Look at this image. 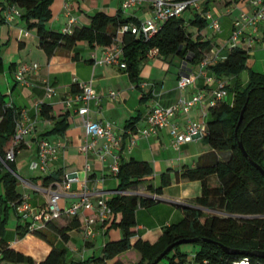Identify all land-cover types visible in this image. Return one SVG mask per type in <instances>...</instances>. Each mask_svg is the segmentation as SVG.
Instances as JSON below:
<instances>
[{
	"label": "crops",
	"instance_id": "0c3cea01",
	"mask_svg": "<svg viewBox=\"0 0 264 264\" xmlns=\"http://www.w3.org/2000/svg\"><path fill=\"white\" fill-rule=\"evenodd\" d=\"M0 2L5 4L6 0H0ZM249 8L250 0H212L208 12H212L220 20L222 28L220 33L222 34L225 30L230 35L234 22L239 19L243 11H248ZM6 11H2L0 6V56L4 66V73L0 75V87H3V90L1 88L0 90L7 96V104L15 107L20 113L27 112L29 122L34 125L32 133L24 138L16 152L15 167L24 175L19 176L21 180L18 179V192L36 210H40L46 206L48 196L46 192L52 186V184H45L46 175L59 173L62 180L67 177L78 178V181L73 182L71 189L66 190V195L61 198L62 207L81 199L82 184L85 181L88 182L92 191L93 201L103 198L109 202L121 194H136L157 199L156 205L137 210L138 235L131 241L132 244H135L138 239L155 243L167 227L182 221L184 215L179 206L187 205L188 202L201 196L202 184L200 181L178 183L172 173V183L163 188L161 195L150 191L149 187L158 189L163 173L168 170L180 171L185 166L196 167L201 157L213 150L203 142L202 138L185 143L177 149L173 146V138L168 129H160L155 133L144 135L147 117L155 105L170 107L183 98L189 99L204 92L207 96L201 104L194 107L188 114L171 118V122L184 129L189 121H202L205 118L208 120L211 90L214 85L208 84L207 77L220 78L226 82V75L217 76L208 68L205 75L196 80V84L181 90L178 88L180 77L196 73L201 69V64H193L190 58L187 60H181L178 57L164 59L157 55L148 57L142 62L141 82L137 84L130 79L125 69L96 64L97 60L103 58L107 47L90 45L86 41L79 42L72 51L59 50L54 57L48 59L39 46L36 30L28 29L21 18L8 22L5 19ZM51 11L52 19L48 26L56 32H63L68 27L73 29L90 26L92 17L98 12H104L112 17L119 13L123 18H135L138 21L147 20L152 16L149 4L124 10L122 0H54ZM189 30L194 35L198 33L195 28L189 27ZM204 32L205 30L201 34L208 39ZM260 33L264 34V24L258 31V34ZM214 44L216 50L230 49L229 40L224 45ZM75 56L77 59L74 58ZM25 63H36L39 65V70L26 74V82L21 83L17 81L16 74L20 66ZM85 83H91L100 97L99 102L92 101L89 104L91 120L110 122L114 132L120 138L118 145L110 146L111 152L104 160L97 154L102 153V148L106 144L104 139L96 143L97 153L86 154L83 150L87 135L84 122L77 112L83 104L75 102L68 107L65 103L66 99L79 94L80 85ZM48 86L54 89L51 96L47 93ZM112 92L117 94L116 98L110 96ZM227 100L232 101L229 97ZM43 103L52 107L51 119L41 115L39 109ZM64 115L67 116L68 129L62 135L53 134L56 123ZM136 118L137 121H134L133 119ZM131 121L135 123L128 125ZM43 139L56 145L58 149L56 156L49 162L47 171L35 174L31 163L37 160L38 143ZM130 159L149 162L154 175L149 181L140 185L137 192H120L118 191L120 181L111 173L110 165L115 160L120 164L122 160ZM87 166L90 169L87 170ZM215 178V176L211 177L214 182ZM216 181H218L217 178ZM12 214L16 217V228L7 230L6 240L9 248L31 257L36 264L44 261L52 247L32 233L19 239L16 229L19 225H24L25 221L19 219L16 213ZM87 215L90 214L85 213L79 218L81 228L85 225ZM72 220L73 218L64 217L55 222L59 226H67ZM109 220L96 224V227L101 228L102 231L100 229L96 239L86 240L84 245L81 244L79 236L76 237L75 243L72 242L74 233H80V228L72 229L67 233L68 242L52 234L49 238L54 241L58 249L66 251L69 264H81L101 254L96 255L101 233H103L101 249L107 241L122 238L119 237L118 231L108 230ZM71 243L76 247L70 248ZM90 249L93 250L92 255L87 252ZM182 250L190 255L195 251L191 247L182 248ZM125 255L133 257V264L140 259L138 252L130 250L120 256L125 264H128L123 259ZM92 261L93 259L90 264ZM0 264L14 263L0 262Z\"/></svg>",
	"mask_w": 264,
	"mask_h": 264
},
{
	"label": "trees",
	"instance_id": "16d2710c",
	"mask_svg": "<svg viewBox=\"0 0 264 264\" xmlns=\"http://www.w3.org/2000/svg\"><path fill=\"white\" fill-rule=\"evenodd\" d=\"M211 1L206 0L201 11L188 9L184 12L192 15L190 19H186L183 14L161 24L159 31L149 40L131 32L120 34L123 25L138 23V20L123 18L119 13L112 17L98 12L92 17L90 26L76 27L71 32H56L48 26L52 19L51 5L54 0H6L5 4L0 2V6L2 11L11 7L21 11L20 18L28 29L36 30L39 46L48 59L59 50L72 51L82 41L106 47L119 43L126 63L125 71L134 83L140 84L141 64L153 50H157L164 59L190 58L193 64H201L210 55L215 44L201 32L209 26L206 13ZM189 27L197 29L198 33L194 35ZM221 54L225 58L209 66L214 74L237 76L248 68L249 81L245 87L236 85L235 90L228 86L229 94L232 92L233 95L232 101L226 99L214 106L209 105L207 130L202 139L213 151L201 157L196 167L185 166L180 171L168 170L163 173L158 189L149 187L150 191L161 195L163 188L171 185V174L174 173L178 183L200 181L201 196L187 205L179 206L184 215L182 221L167 227L153 244L142 239H138L135 244L131 241L138 235L137 210L152 207L158 200L136 194L114 197L108 202L113 210L108 230L120 228L122 238L107 241L102 246L101 254L91 258L92 264H125L120 256L130 250L140 254L136 264H151L170 245L193 238L200 240L189 244L196 246L192 255L182 250L183 245H186L182 244L171 250L162 261L167 260L168 264H234L248 259L249 264H264V257L253 254L264 252V176L240 149L242 143L249 157L264 169V75L248 67L250 52L244 48L222 49ZM74 58L77 59L76 56ZM3 73L0 56V75ZM73 91L76 92L75 88ZM6 97L0 90V262L36 264L31 257L10 249L6 240L9 215L16 213L22 219L17 207L24 201L17 190L19 180L15 167L16 152L23 141L16 147L15 160L6 159L21 113L7 104ZM51 112L50 105H40V113L46 119L52 118ZM133 120L137 121V118ZM134 121L128 125L134 124ZM68 127L67 116L64 115L52 133L62 135ZM153 175L149 162L122 160L117 174L120 181L118 191L137 192L139 186ZM212 176L218 180L216 186L210 184ZM60 181L59 173L47 174L44 179L46 185ZM205 210L222 215L208 214ZM80 224L77 217L67 226H59L57 222L51 221L43 229L32 232L52 247L48 257L39 264H69L66 251L58 249L49 236H59L68 242L67 233L72 229H81ZM16 233L19 239L31 233L26 221L17 227ZM222 246L239 253L226 252ZM91 259L81 264H90Z\"/></svg>",
	"mask_w": 264,
	"mask_h": 264
},
{
	"label": "built area",
	"instance_id": "2783aa9c",
	"mask_svg": "<svg viewBox=\"0 0 264 264\" xmlns=\"http://www.w3.org/2000/svg\"><path fill=\"white\" fill-rule=\"evenodd\" d=\"M206 0H122V8L128 10L134 7L149 4L152 16L151 18L138 21V23L125 24L120 29V34L131 32L133 35L151 39L160 29L161 24L165 23L171 18L180 17L188 9L201 11L203 3ZM217 1V0H213ZM234 1V0H231ZM66 7L68 5L66 4ZM21 11L16 7H11L5 12V19L11 22L14 19L21 17ZM206 18L209 26L216 32H221L220 20L212 13L207 12ZM73 22V21H71ZM264 24V0H250V8L248 11H243L233 24V29L229 37L230 49L244 48L251 52L258 42V31L261 25ZM72 28L68 27L63 32H71ZM246 43V47L242 45ZM158 51L150 52L149 57L157 56ZM221 50L214 49L208 57L201 62V69L196 73L190 75H183L178 81V88L181 90L196 84V80L204 76L210 64L223 60ZM96 64L118 66L121 69H126V63L123 58V50L119 43L107 47L102 59L97 60ZM39 70V65L36 63L22 64L16 74L17 81L21 83L26 82V74L36 72ZM208 84H213L214 88L211 90V106L217 102L226 100L229 97V88L227 82L220 78L207 77ZM81 92L76 96H72L65 100V103L70 107L75 102L83 105L78 109V114L82 118L86 130L87 140L83 147L86 154L97 153L95 145L100 139H104L106 144L102 148V153H97L99 158L104 160L106 155L111 152L110 146L112 144L118 145L120 138L113 130V125L110 122L94 121L90 118L89 104L99 102L100 97L95 91L91 83L80 85ZM54 92L52 87L48 86L47 93L51 96ZM112 98H116L117 94L112 92ZM207 94L200 92L193 97L181 99L178 103L170 107H162L155 105L147 117V128L143 130L144 135H149L151 132L155 133L160 129H168L173 138V146L177 149L185 143L193 142L196 139L203 138L207 130V118L202 121H189L184 129H181L177 124L171 122V118L181 114H188L194 107L201 104L206 98ZM40 110V109H39ZM23 119V120H22ZM34 125L29 122L27 112L21 113V120L17 124L16 133L13 138V143L7 152L6 159L9 161L15 160V150L24 138L30 135L33 131ZM58 147L51 144L48 140L43 139L38 143L37 160L31 163V168L46 172L49 162L56 156ZM4 164L5 162L2 161ZM120 164L115 160L110 165V171L117 176L119 173ZM90 169L87 166V170ZM78 181L77 177H67L60 182H54L47 190L46 206L40 210H36L27 200H24L18 207L17 213L29 225L30 232L43 229L48 222L58 221L62 218H80L81 215L89 213L85 218V225L81 230L84 232V238L87 241L96 239L100 233L101 228H97L96 224L103 223L111 219L113 210L108 201L103 198H98L96 201L92 200V194L88 182L82 184L81 199L78 202L62 207L60 204L66 190H70L72 183ZM234 264H249L248 259H244Z\"/></svg>",
	"mask_w": 264,
	"mask_h": 264
},
{
	"label": "rangeland",
	"instance_id": "374dc122",
	"mask_svg": "<svg viewBox=\"0 0 264 264\" xmlns=\"http://www.w3.org/2000/svg\"><path fill=\"white\" fill-rule=\"evenodd\" d=\"M185 18H190L192 15L187 12L185 15ZM205 34H207V37L208 39H211L213 43H219L220 45H224L228 40H229V36L226 31L224 30V32L221 34L220 32H216L214 31L213 29H211L210 26H208L206 29H205ZM257 38L259 39L257 44L255 45L254 49L250 52V57H249V60H248V67H250L253 71L255 72H258V73H261L264 75V34H258L257 35ZM242 47H246V43H244L242 45ZM225 80L227 82V84L230 86V89L231 90H235L236 88V85H239L240 87H245L247 84H248V81H249V69L248 68H245L243 71H241V73H239V75L235 76V75H231V74H226L225 76ZM2 90H3V87H0ZM232 92H230L229 94V99H232ZM34 170V169H33ZM40 170H34L33 173H39ZM18 179H20V177H23L24 175L22 173H19L18 172ZM20 176V177H19ZM210 184L212 186H216L218 184V181H216V178H215V182L214 180L210 179ZM208 214H215V215H222L221 213L219 212H216V211H209V210H205ZM7 225H8V228H16V217L13 216V214L11 213L9 215V220L7 222ZM111 230H114L115 231H118L119 233V237H122V231L120 228H112ZM102 231V229H101ZM100 234V233H99ZM98 234V235H99ZM114 236V233L112 234ZM73 239H72V242L75 243V241H77V238L79 236V238L81 239V244L84 245V243L86 242L85 238H84V232L83 230H80V233H74L73 235ZM102 236H103V233H101L100 237H99V243H98V246L96 247L97 250H96V255L101 253V240H102ZM71 243L69 245V247H76L75 244ZM196 248V246H193V245H183L182 248ZM87 252L89 253V255H92L93 254V250L90 249V250H87ZM124 261L128 264H133V257L131 255H125L123 257ZM158 264H168V261L167 260H164Z\"/></svg>",
	"mask_w": 264,
	"mask_h": 264
},
{
	"label": "water",
	"instance_id": "95a60500",
	"mask_svg": "<svg viewBox=\"0 0 264 264\" xmlns=\"http://www.w3.org/2000/svg\"><path fill=\"white\" fill-rule=\"evenodd\" d=\"M240 149H241V151H242V153L244 154V156L246 157V158H248L249 159V161L256 167V168H258V170L263 174V176H264V169L261 167V166H259L258 164H256L250 157H249V155H248V153L246 152V150H245V148H244V146H243V144L242 143H240ZM200 239L199 238H193V239H183V240H179V241H177V242H175L174 244H172V245H170L168 248H166V250L162 253V254H160V256L156 259V260H154V262H152L151 264H158L160 261H162L163 260V258L171 251V250H173L176 246H178V245H182V244H193V243H196V242H198ZM223 247V249L226 251V252H233V253H239V252H237V251H233V250H231L230 248H228V247H225V246H222ZM243 254H246V252H243ZM253 254H255V255H257V256H259V257H264V252H260V251H258V252H254Z\"/></svg>",
	"mask_w": 264,
	"mask_h": 264
}]
</instances>
